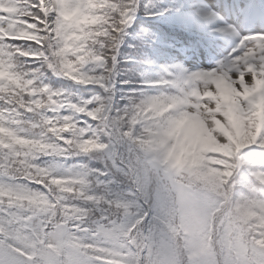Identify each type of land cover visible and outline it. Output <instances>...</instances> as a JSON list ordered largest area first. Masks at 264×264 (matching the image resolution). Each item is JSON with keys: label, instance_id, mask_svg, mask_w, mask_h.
<instances>
[{"label": "snow or ice", "instance_id": "obj_1", "mask_svg": "<svg viewBox=\"0 0 264 264\" xmlns=\"http://www.w3.org/2000/svg\"><path fill=\"white\" fill-rule=\"evenodd\" d=\"M0 264H264V0H0Z\"/></svg>", "mask_w": 264, "mask_h": 264}, {"label": "trees", "instance_id": "obj_2", "mask_svg": "<svg viewBox=\"0 0 264 264\" xmlns=\"http://www.w3.org/2000/svg\"><path fill=\"white\" fill-rule=\"evenodd\" d=\"M135 26H133V28H134ZM69 86H71L70 85V82H69ZM74 87V86H73ZM79 91L83 94V95H85V96H87L88 95V89H83V88H81V89H79Z\"/></svg>", "mask_w": 264, "mask_h": 264}]
</instances>
